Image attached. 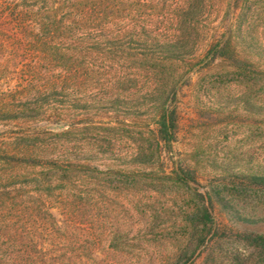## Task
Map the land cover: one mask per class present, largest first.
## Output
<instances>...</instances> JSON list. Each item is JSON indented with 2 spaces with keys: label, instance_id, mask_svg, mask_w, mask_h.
Masks as SVG:
<instances>
[{
  "label": "trees",
  "instance_id": "16d2710c",
  "mask_svg": "<svg viewBox=\"0 0 264 264\" xmlns=\"http://www.w3.org/2000/svg\"><path fill=\"white\" fill-rule=\"evenodd\" d=\"M233 1L239 7L245 0ZM167 2L0 0V82L7 88V119L20 121L22 128L18 149L3 155L12 171L5 186L19 184L34 192L31 201L26 200L24 214L30 215L33 225L39 221L49 225L64 223L62 217H83L86 213L80 210L87 206L92 209L87 216L94 219L93 210L101 207L105 196L119 199L123 185L161 171L176 184L190 188L197 200L189 215L192 237L170 264L190 263L192 254L208 238H235L264 253V233L218 224L214 211L216 205H223L219 193L199 191L195 171L175 152L179 136L177 93L183 75L172 69L185 64L193 71L201 63V68H209L226 62L242 73L259 63L237 49L231 16L215 29L203 54L188 50L186 21L179 14L165 13ZM189 28H194L191 21ZM145 89L154 96L153 142L137 145L127 164H102L85 154L115 149L109 128L105 129L106 138L81 144L88 150L84 155H70L73 146L69 138L88 128L78 125L85 123L83 117L93 103L113 110L122 99L126 109L143 116L144 104L126 101ZM17 167L21 170L16 172ZM94 172L104 179L92 176ZM80 176L93 180L80 188L74 183ZM234 177L240 186L264 188V174ZM111 233L115 242V230ZM32 241L24 243L27 250Z\"/></svg>",
  "mask_w": 264,
  "mask_h": 264
},
{
  "label": "rangeland",
  "instance_id": "374dc122",
  "mask_svg": "<svg viewBox=\"0 0 264 264\" xmlns=\"http://www.w3.org/2000/svg\"><path fill=\"white\" fill-rule=\"evenodd\" d=\"M163 11L186 21L182 25L189 32L187 49L200 55L215 29L233 17L237 49L259 63L242 73L226 62L209 68H201V63L193 71L185 64L172 69L183 75L177 93L175 152L195 171L199 191L219 193L223 205L215 206L214 216L222 228L264 233V188L234 182L237 174H264V0H245L239 7L233 0H168ZM190 21L193 29H187ZM6 89L0 82V264H170L183 253L194 231L189 215L197 200L190 188L161 171L140 176L136 183L124 181L128 185L121 187L120 198L105 196L101 207L93 210L94 219L87 216L92 210L87 206L80 210L86 213L83 217L31 224L24 208L35 193L19 184L5 186L12 171L3 155L18 149L22 131L20 121L7 119ZM153 97L145 89L126 101L144 104L143 116L126 109L122 99L113 110L93 103L83 117L85 123L78 125L88 128L69 138L70 155H84L88 150L81 144L106 138L105 129L111 128L115 149L85 155L102 164L129 163L137 145L154 140ZM98 177L104 179L102 174ZM92 178L80 176L74 183L84 188ZM111 230L116 232L115 242ZM31 240L27 250L24 243ZM192 257L188 264H264V253L230 237L208 238Z\"/></svg>",
  "mask_w": 264,
  "mask_h": 264
}]
</instances>
